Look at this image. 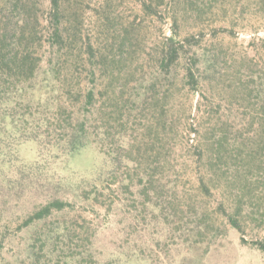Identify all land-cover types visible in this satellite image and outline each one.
<instances>
[{"label": "trees", "instance_id": "obj_1", "mask_svg": "<svg viewBox=\"0 0 264 264\" xmlns=\"http://www.w3.org/2000/svg\"><path fill=\"white\" fill-rule=\"evenodd\" d=\"M221 1L142 0V10L153 19L172 9L174 26L157 56L139 65L129 61L131 35H117L120 43H111L106 52L84 31L70 0H46L47 6L42 0H0V179L4 168L17 162L16 151L25 142L37 143L41 158L45 153L73 156L89 147L105 158L91 180L48 177L39 162L18 167L13 177L6 175L4 198L32 196L35 201L18 225L29 234L22 250L0 264H121L116 256H102L95 217L104 210L135 236L146 222L140 213L149 208L148 215L161 226L173 223L182 233L185 253L178 264H205L220 234L217 222L207 212L198 215L182 205L176 194L166 198L165 187H160L164 169L171 165L163 147L165 103L181 93L202 98L200 120L189 128L200 145L197 160L204 162L199 187L211 195L213 184L225 182L232 203L221 204L217 213L241 235L242 245L249 244L243 237L247 227L264 224V211L250 201L264 188V74L235 78L229 90L233 98L213 99L211 87L225 75L218 58L200 52L201 33L181 38L179 32L180 10L183 18L198 22L200 8H215ZM106 21L108 28L110 15ZM240 93L242 99L237 98ZM149 117L154 121L148 130L130 127ZM128 129L136 132V145ZM151 134L153 145L162 147L155 159L145 160L136 148L140 151ZM7 231L5 224L1 257L9 242ZM253 247L264 254V241L253 242Z\"/></svg>", "mask_w": 264, "mask_h": 264}, {"label": "rangeland", "instance_id": "obj_2", "mask_svg": "<svg viewBox=\"0 0 264 264\" xmlns=\"http://www.w3.org/2000/svg\"><path fill=\"white\" fill-rule=\"evenodd\" d=\"M43 1L46 3V0ZM70 1L73 2L71 5L73 11L81 15L84 31L89 33L102 49L105 47L106 52L111 49V43L114 47L120 43L121 39L116 38L117 35H122L123 32L128 37L131 35L132 42L128 47L133 57L129 61L133 59L135 64L149 63L160 52L165 39L172 35L174 26L172 9L163 10L161 17L153 19L142 10V0ZM184 14L185 12L180 10V37L201 33L204 37L201 40L200 52H212L224 71L223 79L211 87L214 90L213 99L224 101L233 98L229 90L231 91L230 87L235 78L238 80L258 72L264 74V0H222L215 8L210 6L200 8L202 18L198 22L189 17L183 18ZM186 14L196 15V12L189 11V14L188 12ZM107 15L112 19L108 28L104 26L107 23ZM178 70L181 74L182 67ZM242 97V93L237 96L238 99ZM201 102L202 98L198 93L188 95L181 93L165 103L167 115L164 123L167 127L164 132L166 135H163L165 139L163 147L167 150L164 152L166 160H171V165L168 163L165 167L163 184L160 187H165L164 190L168 194L166 198L176 194L182 205L190 207L191 211L194 208L198 215L207 212L217 222L220 234L217 235L216 247L205 264H264V254L253 247V242L264 241V224H256L259 226L255 230L248 226L243 237L249 244L242 245L241 235L231 229L227 221L217 213L221 204L228 206L232 203L225 182L221 180L213 184L211 195L205 194L199 187L200 177L204 174V162L197 160L196 147L200 145L198 138L189 133V128L195 127L193 124L200 120ZM243 103L244 106L247 104ZM141 120V122H137L138 119L133 120V123H137L130 127L148 130L154 117ZM128 133L133 135L131 142L136 145L138 137L136 132L128 129ZM153 137L154 134H151L150 138L145 137L140 151L136 148V153L141 157L145 156V160L149 157L155 159L156 153H159L158 150L162 147L153 145ZM41 155V148L37 143L25 142L16 151L17 162L10 168H4L5 178L1 176L0 179V231L5 224L8 225L9 231L6 235L9 242L5 254L0 256V262L22 250L21 243L29 234L20 232L18 225L35 201L32 196H23L20 199L15 196L4 198L1 182L6 179V175L13 177L18 167H30L39 162L45 165L46 176L78 182L93 179L105 162L104 156L95 147H89L73 156L55 158L45 153L41 158ZM160 155L163 158L161 150ZM262 193L263 197L259 198L258 195ZM252 197L250 201L255 209L259 206L264 211V188L256 190L250 198ZM152 198H155L154 194ZM148 211H140V218L143 219L144 216L146 222L141 220L143 224L139 232L131 236L112 221L116 219L115 216L107 217L106 212L100 210L95 221L100 223L101 227L99 247L102 256H116L121 264H152L153 261L156 264H178L185 253V248L180 245L182 233L176 230L177 226L173 223L161 226L160 222L148 215L150 208ZM259 216L263 214H257L255 217ZM124 250L125 254H122Z\"/></svg>", "mask_w": 264, "mask_h": 264}]
</instances>
